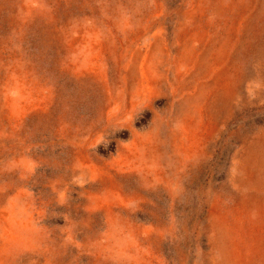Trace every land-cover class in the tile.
<instances>
[{
	"label": "rangeland",
	"instance_id": "374dc122",
	"mask_svg": "<svg viewBox=\"0 0 264 264\" xmlns=\"http://www.w3.org/2000/svg\"><path fill=\"white\" fill-rule=\"evenodd\" d=\"M0 264H264V0H0Z\"/></svg>",
	"mask_w": 264,
	"mask_h": 264
}]
</instances>
